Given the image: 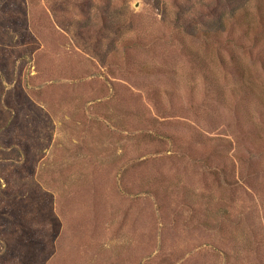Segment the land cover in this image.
<instances>
[{"label":"rangeland","instance_id":"1","mask_svg":"<svg viewBox=\"0 0 264 264\" xmlns=\"http://www.w3.org/2000/svg\"><path fill=\"white\" fill-rule=\"evenodd\" d=\"M0 264H264V0H0Z\"/></svg>","mask_w":264,"mask_h":264}]
</instances>
